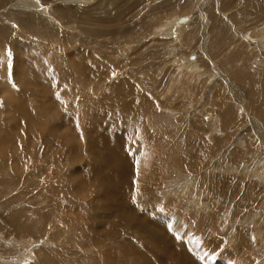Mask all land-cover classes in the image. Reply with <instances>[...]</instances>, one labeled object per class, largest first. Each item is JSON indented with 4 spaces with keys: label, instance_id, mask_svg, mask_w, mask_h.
<instances>
[{
    "label": "rangeland",
    "instance_id": "374dc122",
    "mask_svg": "<svg viewBox=\"0 0 264 264\" xmlns=\"http://www.w3.org/2000/svg\"><path fill=\"white\" fill-rule=\"evenodd\" d=\"M0 6V264H106L102 251L125 254L116 248L117 241L130 242L121 228L113 229L116 244H103L106 222L116 219L101 217L110 206L127 212L126 222L145 225L150 252H139L146 264H264V0H0ZM20 55L33 67L44 58L51 64L44 62L39 77L29 69L21 77ZM19 102L26 103L29 127ZM103 111L109 122L126 115L117 119L118 128L125 126L116 142L106 144H114L110 152L94 145L110 153L103 160L110 168L122 149L130 189L115 181L121 174L99 182L112 205L80 172L92 160L86 129L99 136ZM66 114L70 138L62 131ZM89 118L97 121L87 124ZM32 218L41 222L37 232L22 231Z\"/></svg>",
    "mask_w": 264,
    "mask_h": 264
},
{
    "label": "bare ground",
    "instance_id": "6f19581e",
    "mask_svg": "<svg viewBox=\"0 0 264 264\" xmlns=\"http://www.w3.org/2000/svg\"><path fill=\"white\" fill-rule=\"evenodd\" d=\"M4 1H7L8 3H9V0H4ZM11 1V0H10ZM12 2H13V0H12ZM20 4H22V3H20ZM110 4V3H109ZM107 5V4H106ZM4 6V5H3ZM2 6V7H3ZM110 6V5H109ZM1 7V6H0ZM119 9V8H118ZM161 10V9H160ZM238 10V9H237ZM57 14V13H56ZM57 15H60V14H57ZM56 15V16H57ZM62 16V15H61ZM64 16V15H63ZM184 17V16H183ZM57 19H59V18H57ZM178 22L180 23V24H184V23H186V18H180V19H178ZM0 25H1V23H0ZM146 25V24H145ZM3 27L4 26H0V30H2L3 31ZM166 31V30H165ZM212 34V33H211ZM183 36V35H182ZM216 47L217 48H219V44L218 43H216ZM21 56V55H20ZM20 56H18V57H20ZM196 56V55H195ZM23 57V58H22ZM233 57V56H232ZM35 58L38 60V56L36 57L35 56ZM26 59V57L25 56H21V58H20V63L22 62V65L20 66V68L17 70V68H16V71H15V73H16V75H18L19 74V76H21V73H23V75L24 74H26L27 73V71H28V69H29V74L31 75V76H37V77H39L40 75H41V71H42V69H45V71H46V69H47V65L48 64H51L50 63V61L48 62V61H44L45 60V58L43 59V62H41V63H43L44 64V62L46 63V66L45 65H43L42 64V66H40V68L38 67V66H34L33 67V64H32V61H30V59H29V63L31 62V64H32V66L28 63V61H26L25 60ZM194 57L192 56V58H188V62L190 63H192V65H193V61H194ZM41 60V59H40ZM47 60V59H46ZM42 61V60H41ZM52 62V64H53V60L51 61ZM39 62H37V64H38ZM40 64V63H39ZM81 65V61L80 60H78L77 61V64H76V66H80ZM261 65V64H260ZM264 66V65H263ZM35 67H37L38 69H36L35 70ZM43 67V68H42ZM81 67H83V66H81ZM188 67V66H187ZM44 71V72H45ZM48 71V70H47ZM192 71H198L197 69H193ZM22 77V76H21ZM24 77V76H23ZM42 78V77H41ZM244 78V77H243ZM15 79V78H14ZM38 86H39V84H38ZM42 88V87H41ZM44 89L47 91V89L48 88H46V87H44ZM39 90H40V87H39ZM40 91H42V90H40ZM51 91H48L47 93H50ZM13 93V92H12ZM42 93V92H41ZM45 93V92H44ZM11 94V93H10ZM63 96V95H62ZM7 97V96H6ZM10 97V96H9ZM61 97V96H60ZM55 98V97H54ZM57 98V97H56ZM6 99H8V98H6ZM10 99V98H9ZM60 99L61 98H59V99H57V100H59L60 101ZM17 100V102H18V99H16ZM50 100V102L51 103H49V105L51 104V106H53L51 109L52 110H58L57 108L59 107H57L56 108V105H52L53 104V101H51V98L49 99ZM62 101H64L63 100V97H62V99H61ZM255 100V99H254ZM7 101H10V100H7ZM106 101H110V99L109 100H106ZM105 101V102H106ZM16 102V104H18ZM65 103H66V105H67V103H68V101H64ZM104 102V103H105ZM129 102V101H128ZM257 103H258V101H256ZM10 103H12V102H10ZM9 103V104H10ZM107 103H109V102H107ZM19 104H20V102H19ZM64 104V103H63ZM11 105V104H10ZM47 105V104H46ZM132 105V104H131ZM255 106H257V105H255ZM18 108V111L19 110H21L20 112V116H22V115H24L25 116V119H24V122H26V124L25 125H27V127H29V125L27 124V117H26V115H27V113H28V111H27V109H26V103H21L19 106H17ZM48 107V106H47ZM125 107V106H124ZM15 108V107H14ZM22 108V109H21ZM94 108V103H92V104H90V105H88L87 106V112H88V110H90V109H93ZM96 108V107H95ZM140 108V107H139ZM131 109V108H130ZM141 109V108H140ZM15 110V109H14ZM51 110V111H52ZM85 110H86V108H85ZM16 111V110H15ZM112 112H113V110H111ZM141 111H142V109H141ZM42 112V111H41ZM40 112V113H41ZM101 112V111H100ZM104 112V113H103ZM102 113H103V116L101 115V114H99V115H101V124H100V122H98L97 123V128L99 129V136L97 135V133H95V132H97V130L96 129H93V128H88V129H86V130H88L89 132H87V134L91 137V140H92V144L93 145H91L92 147H90V146H87V148H88V152H89V154L92 156V160H90V166L91 167H89L88 168V170L90 169H92L91 170V174H89L90 173V171H86L85 169H82V171H80V172H82V174H84V176L85 175H87V177H86V179H85V182H86V184H87V187L88 188H93V189H96V191H97V193H99V192H102V194L104 195V198L107 200L106 201V203L107 204H109V205H112V203H113V198H109V196H108V194H107V191H109V189H108V186H106L105 184H102V188H100L101 186H100V183H102V182H100V180L105 176H109V175H111V176H113V178H114V175L115 174H121L122 176L121 177H116V178H114L115 179V181L117 182V183H120L121 185L122 184H124V183H126V187H128L129 188V179L127 180H125V178L124 177H126V176H124L125 174H126V172H127V168H126V163L124 164V162L121 160V159H119V156L120 155H122V153H121V148H118L117 149V151H116V153H115V157L117 158V160H118V162H119V164L117 165V166H114V167H109V166H105V164L103 163V160L105 159V160H109V158H110V151H111V149H112V147H113V145H112V147H110V146H106V144L108 143V142H110V141H112V142H116V139H117V135L115 134L116 132H118V129H120L121 130V128L122 127H124L125 126V124L122 122V123H120L122 120H125V116L126 115H124V114H119L120 116H123L124 117V119L123 118H120V119H122V120H120L119 118H116V120H114L113 119V121L112 122H109V121H107V119H108V117L109 116H107V112L106 111H103ZM120 113H123V112H121V111H119ZM119 112H117V113H119ZM136 112V111H135ZM23 113V114H22ZM43 113V112H42ZM41 113V114H42ZM129 113V115H130V112H128ZM19 114V113H18ZM44 115L45 114H47L46 112H44L43 113ZM67 115V114H66ZM94 115V114H93ZM23 116V117H24ZM116 116H118V115H116ZM120 116H118V117H120ZM113 117V116H112ZM64 119H65V126H66V128L64 129H62V126H64V124L63 125H61V121L56 125V131L57 132H59L61 129H62V131H64V134H66V133H69V134H67V135H65V136H68V138H70V137H72V136H74V132L72 131L71 133H70V130H69V127H70V117H69V115H67V116H65L64 117ZM63 119V120H64ZM98 119V118H97ZM112 119V118H111ZM117 119H119L120 120V128H118L117 126H116V123L119 121H117ZM100 120V119H99ZM131 120V119H130ZM134 120V119H133ZM91 121H94V122H96L97 120H93L92 118H89L88 120H87V124H88V122L90 123ZM108 123H107V122ZM126 121V120H125ZM159 121V120H158ZM80 122H83V118L80 120ZM129 120H127V122H126V125L127 124H129ZM131 122H133V121H131ZM161 122V121H160ZM107 123V124H106ZM134 123V122H133ZM80 124V123H79ZM134 126V125H133ZM138 126V125H137ZM36 129V128H35ZM27 130H29V129H27ZM37 130V129H36ZM124 131H125V129H124ZM37 132V131H36ZM35 134V133H34ZM125 135V133L124 132H122L121 133V139L122 140H126V138H127V140H128V137H126V136H124ZM59 136H61V135H59ZM82 136V135H81ZM228 136V135H227ZM231 136V135H230ZM62 137V136H61ZM60 137V138H61ZM189 138H190V136H188ZM119 138V137H118ZM73 139V138H72ZM120 139V138H119ZM119 139H118V141H119ZM192 139V138H191ZM67 140V139H66ZM245 141V140H244ZM66 142V141H65ZM68 143H69V141H67ZM66 142V143H67ZM124 143V142H123ZM70 144V143H69ZM95 144H97L98 146H100V144H102L104 147H107L108 148V150H109V152L108 151H106V154H104L103 155V152H98L97 150H95L94 149V145ZM87 145V144H86ZM106 148V149H107ZM193 150V149H192ZM68 151V150H67ZM75 152L74 151V149H72V150H70L69 152ZM68 152V153H69ZM70 154V153H69ZM192 154H194L193 153V151H191V153L189 154V158L190 159H192V161L193 160H195V159H193L194 157H195V154H194V157H193V155ZM191 155H192V158H191ZM233 155V154H232ZM79 155H77V157H78ZM98 156H100L99 158H102L101 159V161H100V163H98ZM121 158V157H120ZM196 158V157H195ZM79 160V159H78ZM86 160H88V159H86ZM85 161V160H84ZM198 161V160H197ZM196 161V162H197ZM200 161V160H199ZM77 162V161H76ZM99 164L98 166L96 165V164ZM193 163H194V161H193ZM198 163H200V162H197V163H195V166L198 164ZM204 163V162H203ZM195 166H193V164L191 165V166H189V167H195ZM197 167V166H196ZM229 168V167H228ZM227 169V168H226ZM78 170V169H77ZM80 170V169H79ZM83 170H85L86 172H87V174L86 173H84L83 172ZM216 170V169H215ZM79 172V171H78ZM128 172H129V175L130 176H132V173H131V167L129 166L128 167ZM82 174H80L79 173V175H82ZM74 175H75V173H74ZM72 176V175H71ZM84 176H82V177H80V178H84ZM116 176V175H115ZM124 176V177H123ZM79 178V179H80ZM112 178V179H113ZM78 179V178H77ZM76 180V179H75ZM81 180V179H80ZM81 181H83V180H81ZM76 182H78V180H76ZM100 182V183H99ZM132 182H133V180H132ZM82 183H84V182H82ZM77 184V183H76ZM75 184V185H76ZM74 185V186H75ZM94 185V186H93ZM77 186V185H76ZM82 186H84V185H82ZM132 187V186H131ZM77 188H80L79 190H81L82 188H81V185L79 186V187H77ZM92 189V190H93ZM130 189V188H129ZM142 189V188H141ZM82 191H83V189H82ZM189 191V190H188ZM77 192V191H76ZM86 192V191H85ZM82 193V192H81ZM93 193V192H92ZM91 193V194H92ZM96 193V192H95ZM111 193V192H110ZM86 194H87V192H86ZM89 194V193H88ZM106 194V195H105ZM110 197H112V196H110ZM116 203V202H115ZM106 204V205H107ZM128 205V204H127ZM66 207V206H65ZM72 209V208H71ZM71 209H70V211H71ZM105 209H107V213H103V215L101 216L102 218H106L107 220H109V219H111L110 217H112V216H114V217H116V219H114L113 217H112V221H109V223H111V224H113L114 222H115V224H116V226H114L113 227V225H111L110 224V226L108 227L107 225H109V223L108 222H106L107 224H106V227H108V228H106V227H104L105 228V232L102 234L103 236V239L105 238V241H104V243L103 244H105V242L107 241H111L113 244H116V240L118 239L117 238V236L116 235H118L117 233H118V231L120 230V228H121V231L120 232H124L126 235H127V238H129V240L128 241H130V242H127V243H125V242H119V241H117L119 244L118 245H116V248L117 249H119V248H121V250L123 251V253H125V254H122V255H120V253H119V255H115L114 253L113 254H110L109 253V251H107L108 253H106L105 254V252L104 251H102V254H101V252H100V254L102 255L101 257H103V259H105V261H107V263L108 264H146V263H148V259L145 257V256H143V254L142 253H140L139 251H142V252H146V250H148V252L147 253H149L150 252V242L148 241L149 239L147 238V232H146V228H145V225H142V224H140L138 221H135V220H132V221H129V222H126V218L125 217H123V216H125V215H128V214H126V213H121L120 211H119V208L118 207H112V206H110V208L109 207H106ZM73 210V209H72ZM93 210H94V208H93ZM75 212V211H74ZM74 212H73V215H76V213L74 214ZM95 212L96 211H94L92 214L93 215H95ZM56 213H58L57 214V216L58 217H62L63 219H64V216H60V214H59V212H55V214ZM64 213V212H63ZM72 213V211L70 212V214ZM89 213V212H88ZM21 214V213H20ZM20 214H18L19 216H20ZM23 214H24V212L21 214V216H20V218L22 219L23 218V221H24V218H26V217H23ZM34 214V213H33ZM32 214V215H33ZM65 214H67L66 212H65ZM86 214H87V212H86ZM86 214H82V216L81 217H83L84 215L86 216ZM91 214V213H90ZM17 215V216H18ZM62 215V214H61ZM80 215V214H79ZM79 215L77 216H73V217H79ZM35 216H36V214H35ZM42 216V215H41ZM67 216V215H66ZM137 216V215H136ZM16 217V216H15ZM73 217H70V215H69V218H73ZM94 217H96V216H94ZM94 217H93V219H94ZM97 217H98V215H97ZM45 218V217H44ZM61 218V219H62ZM66 218V217H65ZM68 218V219H69ZM80 218V217H79ZM78 218V219H79ZM132 218V217H131ZM138 218V217H137ZM35 218H32V221L29 219V220H26L25 219V221L29 224V225H26V226H22V231H24V232H26V230H27V232H29V233H31V230H33L32 232H34V231H36L37 232V226L39 225H41V222L43 221V217H40V220H41V222H39L38 220H34ZM62 219V220H63ZM83 219H84V217L82 218V219H79L78 221H83ZM20 220V219H19ZM65 220V219H64ZM72 220V219H71ZM73 220H74V218H73ZM104 220L105 219H103L102 220V222H104ZM81 221V222H82ZM94 221V220H93ZM114 221V222H113ZM72 222H74V221H72ZM75 222H77V218H76V221ZM74 222V223H75ZM80 222V223H81ZM73 223V224H74ZM95 223V222H94ZM97 223V222H96ZM95 223V224H96ZM105 223V222H104ZM77 224V223H76ZM97 224H99V223H97ZM114 224V225H115ZM140 224V225H139ZM101 226L103 227L104 225L103 224H101ZM98 227V226H97ZM126 227H128V229L126 228ZM93 228V227H92ZM91 228V229H92ZM99 228H100V226H99ZM103 228V229H104ZM129 228H131L130 230H129ZM31 229V230H30ZM81 229V228H80ZM107 229V230H106ZM113 229H115V232H117L116 234H115V232H114V230ZM101 230V229H100ZM116 230H118V231H116ZM132 230V231H131ZM158 231V230H157ZM157 231H155V232H153L154 234V236H159L158 234H160L159 232H157ZM96 232V231H95ZM102 232H103V230H102ZM101 232V233H102ZM23 233V232H22ZM94 233V232H93ZM97 233H100L99 231H97ZM96 233V234H97ZM158 233V234H157ZM23 234H25V233H23ZM92 234V233H91ZM95 234V233H94ZM100 235V234H99ZM25 236H26V234H25ZM116 236V237H115ZM143 238H142V237ZM167 236V235H166ZM23 237V236H22ZM89 237V236H88ZM159 237H161V236H159ZM92 238V237H91ZM97 238H100V237H97ZM116 238V239H115ZM102 239V238H101ZM102 239V240H103ZM238 239V238H237ZM127 240H124V241H127ZM160 240L162 241V237L160 238ZM93 241H94V239H93ZM100 241V240H99ZM101 242V241H100ZM106 242V243H107ZM22 243V242H21ZM102 243V242H101ZM100 244V243H99ZM103 244H100V245H102V246H104ZM112 244V245H113ZM156 244V243H155ZM16 245H18V244H16ZM30 245V242H28L26 245H25V247L26 246H29ZM160 245V244H159ZM14 246V245H13ZM107 246V245H106ZM108 246H110L109 244H108ZM107 246V247H108ZM154 246V245H153ZM23 246L21 245V248H22ZM105 247V246H104ZM113 247V246H112ZM159 247V246H158ZM27 248V247H26ZM95 248H97V247H95ZM115 248V247H114ZM115 248V249H116ZM99 249V248H98ZM102 249V248H101ZM110 249V248H109ZM155 249V248H154ZM160 249V248H159ZM165 249H166V247H165ZM103 250V249H102ZM105 250V249H104ZM169 250V249H168ZM101 251V250H100ZM106 251V250H105ZM104 252V253H103ZM113 252V251H112ZM146 253V254H147ZM46 254V250H44L43 251V253H42V255L44 256ZM134 256H136V257H134ZM156 256V255H155ZM48 257V256H47ZM48 259V258H47ZM148 260V261H147ZM42 262V261H41ZM163 262V261H162ZM173 262V261H172ZM39 263H40V261H39ZM103 263H104V261H103ZM106 263V264H107ZM44 264V263H43ZM98 264V263H97ZM168 264H169V262H168Z\"/></svg>",
    "mask_w": 264,
    "mask_h": 264
},
{
    "label": "snow or ice",
    "instance_id": "6c2138e0",
    "mask_svg": "<svg viewBox=\"0 0 264 264\" xmlns=\"http://www.w3.org/2000/svg\"><path fill=\"white\" fill-rule=\"evenodd\" d=\"M37 2L39 3V0H37Z\"/></svg>",
    "mask_w": 264,
    "mask_h": 264
},
{
    "label": "crops",
    "instance_id": "0c3cea01",
    "mask_svg": "<svg viewBox=\"0 0 264 264\" xmlns=\"http://www.w3.org/2000/svg\"><path fill=\"white\" fill-rule=\"evenodd\" d=\"M219 183V182H218ZM248 183V182H247ZM239 191V190H238ZM238 195V194H237Z\"/></svg>",
    "mask_w": 264,
    "mask_h": 264
},
{
    "label": "water",
    "instance_id": "95a60500",
    "mask_svg": "<svg viewBox=\"0 0 264 264\" xmlns=\"http://www.w3.org/2000/svg\"><path fill=\"white\" fill-rule=\"evenodd\" d=\"M190 58H192V56Z\"/></svg>",
    "mask_w": 264,
    "mask_h": 264
}]
</instances>
